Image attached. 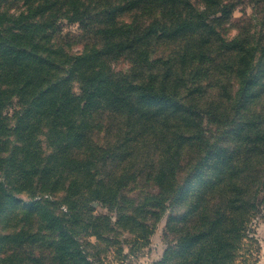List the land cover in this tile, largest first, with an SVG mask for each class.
Segmentation results:
<instances>
[{
    "label": "rangeland",
    "instance_id": "rangeland-1",
    "mask_svg": "<svg viewBox=\"0 0 264 264\" xmlns=\"http://www.w3.org/2000/svg\"><path fill=\"white\" fill-rule=\"evenodd\" d=\"M235 1L203 17L205 0H32L41 12L17 20L32 2L0 0V38L47 24L36 31L38 64H51L42 86L56 79L36 94L34 82L8 78L0 53V264H72L58 258L61 243L94 264L162 260L167 216L188 209L155 217L153 179L159 166L184 178L202 157V178L238 179L245 206L256 194L245 256L264 264V0ZM147 75L151 99L139 95ZM245 76L254 83L243 96ZM64 90L87 100L66 101Z\"/></svg>",
    "mask_w": 264,
    "mask_h": 264
},
{
    "label": "trees",
    "instance_id": "trees-1",
    "mask_svg": "<svg viewBox=\"0 0 264 264\" xmlns=\"http://www.w3.org/2000/svg\"><path fill=\"white\" fill-rule=\"evenodd\" d=\"M205 1L208 2V5L203 7L199 13L203 17L210 13L227 15L233 10L237 2L235 0ZM30 5L27 6L28 15H22L21 12L18 17L14 18L17 20L25 19L26 17L30 18L31 13H40L42 7H44L39 2H32ZM13 21L15 22V19ZM21 24H23L22 27L8 30V35L3 34L0 38V53L7 54L4 60L6 63L8 62V78H13L14 80L23 79L24 83L34 82L33 87L37 88L35 89L36 94L40 92L45 93L48 91L46 89L53 87L56 80H50L43 87L42 84L48 79L46 76H42V74L49 73L48 69L51 67V64L47 66L38 64L44 60L39 52L44 50L45 46L40 43L39 37L46 30L47 24L35 20ZM52 25H50V28ZM185 26L186 23H183L178 28ZM36 31L39 32L40 36L39 34L36 35ZM225 44H227L230 50L235 49V52H240L242 47L240 42L236 40ZM249 48L254 53L255 45L253 43H251ZM37 50L40 51L38 52ZM86 57L87 55H78L74 59L82 61ZM241 59L244 60V68L248 69L252 67L250 59L246 54L241 55ZM33 64L35 65L34 71L39 72V75H36L32 71H25L26 65ZM150 76L147 75V83L139 93L140 98L151 99L155 97L152 82L149 80ZM253 83L251 77L245 76V80L242 82L243 86L239 88L238 94L243 96L248 95ZM69 92V90H64L63 93H60L66 97V101L74 98L83 100L84 102L87 100V95L84 96L86 99H81L79 98V94L70 95ZM56 94L54 93V96ZM119 99L120 96L117 100ZM239 105L240 102L237 103V106ZM77 106L78 104L76 103L75 107ZM49 107L51 106H47L46 108ZM52 109L54 110V107ZM201 160L181 179L162 177L164 168L159 166L160 173H157V176L153 179L159 191L152 195L151 206L153 209L151 212L155 217L160 218V212L168 206L178 210L180 206L187 205L188 210L182 215L178 212V216H167L166 231L164 232L167 248L162 260L153 264H238L239 262H242V264H252L246 262L245 256L246 245H248L247 241L252 240L250 235L252 229L248 223L258 210V203L260 201L256 199V194H253V201L249 206H245L243 204V200H245L244 195L234 190L236 182L239 181L236 178L234 180L227 177H217L216 179L202 178L205 173V163ZM198 179H201L204 184L201 188ZM261 185H264V176L261 180ZM190 187L191 190L189 189ZM100 198V200H104L102 197ZM142 206L140 205L139 210H145ZM109 208L112 207L110 206ZM118 217L120 219L132 218L131 215L124 217L121 214H118ZM262 218L264 219V213H262ZM59 246L63 249L58 253V258H60L62 263L66 261L64 258L67 257L65 256L67 253L68 257L74 256L75 261L72 264H94L91 259L82 254V250L76 244L72 246L74 253L77 251L75 255L70 253L64 243H61Z\"/></svg>",
    "mask_w": 264,
    "mask_h": 264
}]
</instances>
